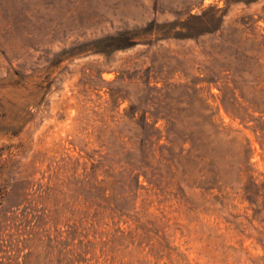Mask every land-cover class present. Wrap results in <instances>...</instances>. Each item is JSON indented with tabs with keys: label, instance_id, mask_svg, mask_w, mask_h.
<instances>
[{
	"label": "rangeland",
	"instance_id": "1",
	"mask_svg": "<svg viewBox=\"0 0 264 264\" xmlns=\"http://www.w3.org/2000/svg\"><path fill=\"white\" fill-rule=\"evenodd\" d=\"M0 264H264V0H0Z\"/></svg>",
	"mask_w": 264,
	"mask_h": 264
},
{
	"label": "trees",
	"instance_id": "2",
	"mask_svg": "<svg viewBox=\"0 0 264 264\" xmlns=\"http://www.w3.org/2000/svg\"><path fill=\"white\" fill-rule=\"evenodd\" d=\"M205 12H203L200 16H190L186 21L179 23V26L181 28V31L176 32L174 34V36H182L183 38H191L197 35H200L206 31H210V30H214V28H216L215 26L209 25L212 24V22H216L217 24L220 22V18H215V16L213 17V21H208L206 22V18H205ZM195 21L200 22L202 25L200 26H205V27H199V26H195L193 23H195ZM148 30H136V31H124V32H120L114 36H108L105 37L103 39L97 40L95 42H93V46H100V45H104V47H102V51L104 52L103 48H110V49H120V48H124L126 46H130L132 45V43L130 42L131 40H133L136 36H138L141 33H145ZM97 48V47H96Z\"/></svg>",
	"mask_w": 264,
	"mask_h": 264
}]
</instances>
